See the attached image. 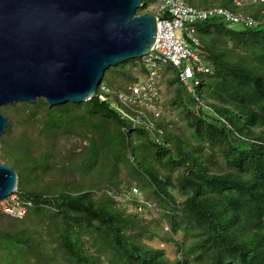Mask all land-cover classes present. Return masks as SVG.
Returning a JSON list of instances; mask_svg holds the SVG:
<instances>
[{"label":"trees","instance_id":"1","mask_svg":"<svg viewBox=\"0 0 264 264\" xmlns=\"http://www.w3.org/2000/svg\"><path fill=\"white\" fill-rule=\"evenodd\" d=\"M160 1L145 0L139 14ZM220 3L259 26L197 24V50L213 72L198 75L201 93L163 67L175 94L161 107L177 111L184 128L148 113L150 129L120 100L145 73L142 59L108 70L110 92L100 88L90 102L6 108L25 129L12 136L11 121L1 161L31 206L22 220L0 213V264H264V2ZM72 139L68 148L63 140ZM135 190L145 201L128 204L159 212L163 241L180 258L145 243L162 225L125 207Z\"/></svg>","mask_w":264,"mask_h":264},{"label":"water","instance_id":"2","mask_svg":"<svg viewBox=\"0 0 264 264\" xmlns=\"http://www.w3.org/2000/svg\"><path fill=\"white\" fill-rule=\"evenodd\" d=\"M144 2L0 0V141L1 108L90 102L108 70L149 55L158 18L139 14ZM18 190V173L0 162V202Z\"/></svg>","mask_w":264,"mask_h":264},{"label":"built area","instance_id":"3","mask_svg":"<svg viewBox=\"0 0 264 264\" xmlns=\"http://www.w3.org/2000/svg\"><path fill=\"white\" fill-rule=\"evenodd\" d=\"M211 2L224 0H208ZM237 8L250 4L264 2V0H230ZM158 18V38L153 50L142 59L145 73L139 82L129 88V94H121L123 104L134 108L139 118L147 119V126L155 129L154 121L148 113H153L155 119H161L164 111L161 107L164 101L162 97L163 65L174 67L182 84L199 87L198 75L212 74V69L207 66L198 52L201 41L198 37L197 24L212 18H221L231 25H243L248 28H257L258 22L249 16L236 14L225 8L198 9L190 6L187 0H161L153 8V13ZM105 92L110 91L101 87ZM194 92V91H193ZM196 93V91H195ZM196 101L200 98L196 95ZM136 123V122H135ZM163 135L162 130H158ZM137 192V190H135ZM31 202L21 201L18 194L0 202V213L13 219L22 220L28 214Z\"/></svg>","mask_w":264,"mask_h":264},{"label":"rangeland","instance_id":"4","mask_svg":"<svg viewBox=\"0 0 264 264\" xmlns=\"http://www.w3.org/2000/svg\"><path fill=\"white\" fill-rule=\"evenodd\" d=\"M187 3L190 6H193V7L198 8V9L218 8V7H221L223 5V3H220V1L211 2V1H208V0H187ZM236 28H241V27H236ZM165 66L166 65H163V67H165ZM162 82H163V79H162ZM161 88H162V97H163L165 102L167 100H169L171 97L174 96L175 93L172 90H170V88L164 82L161 84ZM199 92L200 93L202 92V86L199 87ZM16 105H18V104H16ZM16 105L6 106V107L1 108V113H2L3 116H5L7 118L9 126L11 124V121L14 122V128H13L12 134H11L12 136L13 135L14 136H18L25 129L24 125H23V122H22V119L19 120L18 117L15 116V113L10 111L9 109H6L8 107L9 108H14ZM163 115L165 116V119L168 122L175 121V123H177L178 127L184 128V123L181 120V118L178 116L177 111L172 110L168 105H166ZM9 126H8V129H9ZM8 129H7V131H8ZM7 131L4 134L3 139H4L5 135L7 134ZM37 135L38 134H36L34 137H37ZM2 140L0 141V162L1 163H3L1 161ZM77 141L78 140H75V139H72V140L67 141V142L63 140V142L67 145L68 148H71L73 145H75L77 143ZM133 192H134V195L130 196L129 200H125V207L128 208L129 211H131L133 213H137V211L144 213V214H142L143 215L142 217L148 219V221L159 222L161 224V222H160L161 216H160L158 211L153 210V211H151L152 214H149V211H142L141 209L137 210V209L134 208L133 205L128 204V203H131V201H133L134 198L140 200L142 203L145 201V197H144L143 193L140 190L139 191L137 190V192H135V191H133ZM154 225H156V224H154ZM156 228L157 227H155V229ZM164 229L168 230V227L165 226V225L164 226L163 225L160 226L159 231H158L160 236H156L155 239H153V240L147 239V240H145V243L150 245V246H152V247L158 248V249H164L166 254H167V256L171 260H175L177 258H180L181 256H180V253H179V250H178L177 246L172 244V243L167 244V243H165L163 241V233H161V231H163ZM176 239L179 242H181L184 239V235L183 234H179L176 237Z\"/></svg>","mask_w":264,"mask_h":264}]
</instances>
